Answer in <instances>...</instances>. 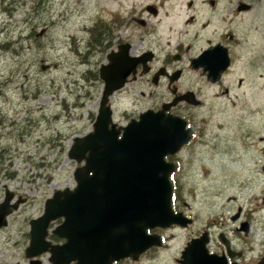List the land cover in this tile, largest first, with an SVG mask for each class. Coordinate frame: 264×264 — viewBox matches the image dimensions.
<instances>
[{
	"label": "flooded vegetation",
	"instance_id": "1",
	"mask_svg": "<svg viewBox=\"0 0 264 264\" xmlns=\"http://www.w3.org/2000/svg\"><path fill=\"white\" fill-rule=\"evenodd\" d=\"M162 5L163 0L132 7L123 16L114 13L109 22L96 13L85 50L97 54L100 66L109 62L108 54H121L128 61L123 85L108 100L117 126L146 110H163L193 130L189 142L196 136V214L176 191L171 206L190 222L147 229L160 237L159 244L109 264H264V0H188L171 19ZM163 31L168 32L165 38ZM6 48L0 44V50ZM99 68L102 93L105 80ZM130 90L137 96L132 101L143 102L145 108L116 119L114 101L133 95ZM6 115L0 108V126H6ZM3 136L1 132L0 264L50 262L49 252L32 249L28 255L27 249L30 222L56 190L44 200L42 211L25 214L33 198L10 186L18 184L11 166L19 162L21 143L14 146L7 138L2 142ZM189 142L165 157L176 163L170 174L176 185L179 154ZM197 186L204 189L198 191ZM58 219L60 224L61 218L50 221L44 237L51 245L64 241L54 233ZM195 223L196 230H191ZM193 238L196 246L186 254Z\"/></svg>",
	"mask_w": 264,
	"mask_h": 264
},
{
	"label": "rangeland",
	"instance_id": "2",
	"mask_svg": "<svg viewBox=\"0 0 264 264\" xmlns=\"http://www.w3.org/2000/svg\"><path fill=\"white\" fill-rule=\"evenodd\" d=\"M158 1L162 0H20L19 4L0 0V44H7L0 50V88L5 87L0 108L7 111L0 133L2 142L7 138L14 146L21 143L19 162L11 166L17 170L18 184L10 186L33 198L25 214L42 211L54 190L75 186L73 172L80 163L69 159L67 152L75 136L92 130L101 96L97 80L101 59L85 50L92 38L87 32L92 18L97 13L109 22L114 13L123 16L132 7ZM187 1L163 0L162 10L169 11L171 19ZM167 35L163 31V38ZM42 64L48 67L43 70ZM130 93L114 101L116 119L145 108L143 102L132 101L136 92ZM192 113L196 120V109ZM179 157L177 193L196 214V136ZM203 189L197 186L198 191ZM190 229L196 230V223ZM43 264L51 262L44 259Z\"/></svg>",
	"mask_w": 264,
	"mask_h": 264
},
{
	"label": "water",
	"instance_id": "3",
	"mask_svg": "<svg viewBox=\"0 0 264 264\" xmlns=\"http://www.w3.org/2000/svg\"><path fill=\"white\" fill-rule=\"evenodd\" d=\"M107 59L99 68L105 86L92 130L74 137L67 153L84 162L74 171L76 185L47 198L42 214L30 222L28 255L32 249L48 251L52 264H109L159 244L160 237L147 229L189 221L171 208L170 173L176 164L165 157L189 141L192 129L163 110H146L117 126L108 100L123 85L128 61L121 54H108ZM58 217L63 221L54 233L65 241L51 245L44 237L50 221ZM193 246L196 238L185 253Z\"/></svg>",
	"mask_w": 264,
	"mask_h": 264
}]
</instances>
